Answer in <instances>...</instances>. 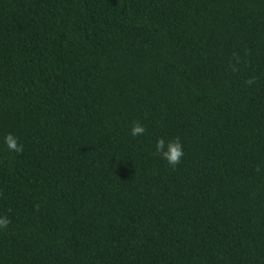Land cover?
<instances>
[{"label":"trees","instance_id":"obj_1","mask_svg":"<svg viewBox=\"0 0 264 264\" xmlns=\"http://www.w3.org/2000/svg\"><path fill=\"white\" fill-rule=\"evenodd\" d=\"M0 217V264H264V0H0Z\"/></svg>","mask_w":264,"mask_h":264},{"label":"clouds","instance_id":"obj_2","mask_svg":"<svg viewBox=\"0 0 264 264\" xmlns=\"http://www.w3.org/2000/svg\"><path fill=\"white\" fill-rule=\"evenodd\" d=\"M233 70L236 71L237 69H235V67L233 66ZM254 81L255 77H252L245 81V83L252 84L254 83ZM145 131V127L137 121L132 126L131 135L134 137L143 135ZM5 143L9 150H13L16 152L23 151V145L19 144L18 138L12 135L11 133L6 135ZM154 155L161 156L167 161L169 165L173 167L179 165L181 163V158L184 156L183 145L180 141V138L177 137L174 140L169 141L167 145L165 144V140L163 138L158 139L155 144ZM9 223L10 220L7 217H0V227L6 228Z\"/></svg>","mask_w":264,"mask_h":264}]
</instances>
